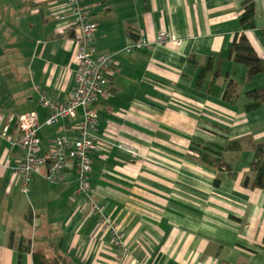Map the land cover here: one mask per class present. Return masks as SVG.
Segmentation results:
<instances>
[{
    "label": "crops",
    "instance_id": "1",
    "mask_svg": "<svg viewBox=\"0 0 264 264\" xmlns=\"http://www.w3.org/2000/svg\"><path fill=\"white\" fill-rule=\"evenodd\" d=\"M67 1L0 0V264H34V251L51 264H264V190L242 184L252 176L254 146L264 141V104L251 112L242 107L264 73L248 82L246 68L228 57L246 0H80L97 24L96 51L115 62L110 94L90 106L98 126L89 182L119 241L74 195L71 164L62 183H47L42 168L20 193L10 171L20 150L3 128L15 138L17 116L35 113L42 152L55 138L75 135L74 120L45 124L35 90L65 101L73 88L74 18L66 11L63 20L54 18ZM253 3L254 28L244 34L264 60V0ZM160 29L181 46L124 51ZM209 58L220 66L208 90L214 67L197 80ZM226 78L238 84L233 104L222 100ZM233 141L239 150L221 156L235 179L189 149Z\"/></svg>",
    "mask_w": 264,
    "mask_h": 264
},
{
    "label": "built area",
    "instance_id": "2",
    "mask_svg": "<svg viewBox=\"0 0 264 264\" xmlns=\"http://www.w3.org/2000/svg\"><path fill=\"white\" fill-rule=\"evenodd\" d=\"M63 10L56 12L54 18L63 20L66 11L74 18L72 22L74 36L73 64L74 85L65 101L49 98L43 90L36 87L39 106L46 110L45 124L51 126L60 119L74 120L75 135L73 137L59 136L53 140L49 149L42 152L38 136L41 128L35 113H25L17 116V135L11 138L6 135L8 127L3 128L4 138L16 145L21 157L13 168L11 176L17 184L21 194L26 195L36 174L44 168L43 177L49 184H60L64 180V171L72 165L77 186L74 195L84 200L90 213L98 217V221L109 228L114 242H118L120 234L112 228L110 220L105 218L101 206L95 201V194L90 186L89 178L92 171L91 154L97 149L96 129L98 115L90 109L101 98L109 94V79L113 75L114 56L110 53H98L94 46V36L97 24L92 19L90 10L81 4L80 0H68L62 6ZM174 44L181 46L182 40L174 34L160 29L149 41L140 36L135 42L124 47L126 53L153 46ZM81 109V117H77V110ZM118 149L139 159H146L145 154L127 143L118 142ZM4 167V164L0 165Z\"/></svg>",
    "mask_w": 264,
    "mask_h": 264
},
{
    "label": "trees",
    "instance_id": "3",
    "mask_svg": "<svg viewBox=\"0 0 264 264\" xmlns=\"http://www.w3.org/2000/svg\"><path fill=\"white\" fill-rule=\"evenodd\" d=\"M239 32L236 33L235 38L228 50V57L235 63L240 64L246 68V81H251L264 73V60L259 58L254 49L250 45L245 36V31L254 28V3L253 0H246L242 4V13L238 20ZM264 37V30L261 31ZM213 58H209L207 65L201 69L197 85H200L203 76L206 72L212 71L213 80L208 84V90L213 86V82L218 77L220 61L213 62ZM225 90L222 96L223 102L226 104H233L239 93L238 84L226 78ZM264 104V84L246 92L245 103L242 107L243 111L251 112L258 110ZM198 161L209 167L215 168L218 172H225L231 178H236L237 173L232 171L231 167L224 162L221 153L224 151H238L239 143L237 141L229 142L223 149L202 146L198 147L191 145L189 148ZM249 169L252 176H246L243 180V186L249 188H258L264 190V141L257 143L254 146ZM219 180H214V185H218ZM34 264H51L50 261L40 251L32 253Z\"/></svg>",
    "mask_w": 264,
    "mask_h": 264
}]
</instances>
